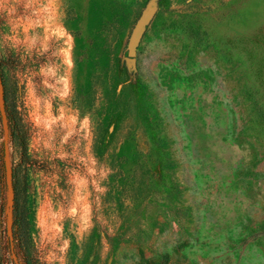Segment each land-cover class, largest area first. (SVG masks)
Listing matches in <instances>:
<instances>
[{
    "label": "rangeland",
    "instance_id": "rangeland-1",
    "mask_svg": "<svg viewBox=\"0 0 264 264\" xmlns=\"http://www.w3.org/2000/svg\"><path fill=\"white\" fill-rule=\"evenodd\" d=\"M0 75V264H264V0H0Z\"/></svg>",
    "mask_w": 264,
    "mask_h": 264
},
{
    "label": "water",
    "instance_id": "water-1",
    "mask_svg": "<svg viewBox=\"0 0 264 264\" xmlns=\"http://www.w3.org/2000/svg\"><path fill=\"white\" fill-rule=\"evenodd\" d=\"M153 11V5L149 3L144 10L142 11L136 25L133 28L132 31V37L130 42L128 43L127 47V54L129 56L134 54V48L135 43L138 39V36L142 30V26L144 22L150 17L151 13ZM0 123L2 128V143H3V166H4V179H5V185H6V197L7 201L4 207V211L6 214V224H5V230L6 235L9 241V248L11 251V256L15 258L13 248H12V220H11V208L13 203V186H12V171L9 166V158H8V152H7V137H8V122H7V116L4 108V97H3V85H2V79L0 75Z\"/></svg>",
    "mask_w": 264,
    "mask_h": 264
},
{
    "label": "trees",
    "instance_id": "trees-1",
    "mask_svg": "<svg viewBox=\"0 0 264 264\" xmlns=\"http://www.w3.org/2000/svg\"><path fill=\"white\" fill-rule=\"evenodd\" d=\"M3 97H4V103H5L6 97H5L4 91H3ZM4 108L6 110V107L5 106H4ZM12 186H13V182H12ZM13 201H14V196H13ZM22 219H23V215L21 213H18L16 215L15 220H14L17 223V225H18V231H19L18 232V237L20 239L24 238V232H25V228H24L23 220ZM11 227H12V239H13V222L11 224ZM20 243H21V241H20Z\"/></svg>",
    "mask_w": 264,
    "mask_h": 264
}]
</instances>
